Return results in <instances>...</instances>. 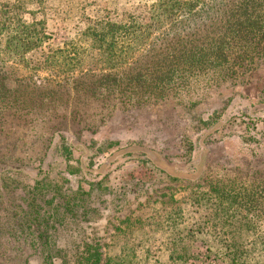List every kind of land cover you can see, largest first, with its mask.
I'll use <instances>...</instances> for the list:
<instances>
[{"label": "trees", "instance_id": "16d2710c", "mask_svg": "<svg viewBox=\"0 0 264 264\" xmlns=\"http://www.w3.org/2000/svg\"><path fill=\"white\" fill-rule=\"evenodd\" d=\"M46 8V0H0V120L8 119L9 127H14L4 117L14 113L15 124L21 127H47L44 135L48 143L73 127L90 131L89 126L95 125L88 124L80 111L83 98L100 101L103 109L135 108L136 113H143L150 105L176 109L181 102H174L187 90L190 95L197 93L187 102L196 106L206 100L208 90L216 94L228 85L226 82H243L242 75L264 65V0H150L145 17L87 15L81 18L85 26L78 33L85 39V47L69 35L57 41L48 28ZM15 67L30 76L18 75ZM40 72L48 73V81L40 78ZM196 83L201 86L196 88ZM44 135L38 134L34 143ZM61 138L57 153L69 162L73 146L65 136ZM10 144V151L0 155L6 161L19 159L17 142H8L1 150ZM134 147L122 151L137 150ZM35 153L37 157L40 149ZM64 182L67 178L55 179L48 169V175L45 172L25 190L29 205L19 206L18 213L17 208H10L13 219L6 217L0 224L1 234L8 236L6 242L17 246L10 252L17 253L27 244L42 264H55L58 259L60 264H113L99 240H84L73 249L66 244L58 246L53 238L65 223L79 220L77 208L90 194L81 188L67 190ZM207 194L211 207L208 219L223 235L212 239L207 250L222 264H264V226H259L261 236L254 246L236 236L224 238L228 233L252 232V222L242 210H252L264 221V171L251 176L239 191L218 186ZM2 213L8 211L3 209ZM203 230L196 229L199 233ZM25 232L24 237L30 239L23 238L25 243L17 245ZM6 249L4 246L0 251L1 257ZM24 264H29L28 257Z\"/></svg>", "mask_w": 264, "mask_h": 264}, {"label": "rangeland", "instance_id": "374dc122", "mask_svg": "<svg viewBox=\"0 0 264 264\" xmlns=\"http://www.w3.org/2000/svg\"><path fill=\"white\" fill-rule=\"evenodd\" d=\"M149 1L46 0L48 28L57 41L69 35L85 47V39L78 35L85 26L81 18L94 14L112 19H127L129 14L145 17ZM18 69L15 67L18 75L30 76ZM39 76L48 81V73L40 72ZM242 80L235 85L226 82L228 85L216 94L208 90L206 100L196 106L187 102L197 93L182 90L181 100L174 102H181L176 109L150 105L143 113H136L135 108L103 109L100 101L83 98L80 111L88 124L95 125L89 126L90 131L73 127L56 134L49 143L44 135L47 127H21L15 124L14 113L4 114L16 127L10 128L8 119L0 120V154L10 151L12 144L1 150L6 143L17 142L19 159L6 161L0 155V224L6 217L13 219L10 208H17L18 213L19 206L29 205L25 190L45 172L48 175L49 169L55 179L67 178L63 184L67 190L81 188L90 193L77 208L79 220L65 223L54 235L58 246L66 244L74 249V245L94 238L104 244L103 251L113 264H222L207 250L212 239L223 237L215 222L208 219L211 207L207 193L218 186L239 191L251 176L264 171V65L242 75ZM9 130L12 133L6 135ZM38 134L44 138L34 143ZM61 136L73 146L69 162L57 153ZM129 146L137 150L122 151ZM44 206L48 210V205ZM3 209L8 213H2ZM242 214L251 220L252 232L228 233L224 238L236 236L254 246L264 221L252 210H242ZM198 227L204 228L203 232H197ZM26 233L17 238V245L25 243L23 238L30 239L24 237ZM7 237L0 232V251L7 247L0 264H24L27 257L29 264H42L27 244L11 253Z\"/></svg>", "mask_w": 264, "mask_h": 264}]
</instances>
